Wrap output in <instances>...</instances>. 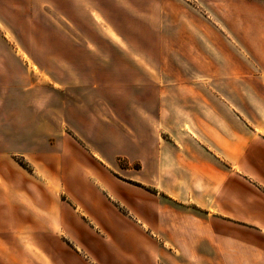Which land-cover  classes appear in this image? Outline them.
Returning a JSON list of instances; mask_svg holds the SVG:
<instances>
[{"label":"crops","instance_id":"crops-1","mask_svg":"<svg viewBox=\"0 0 264 264\" xmlns=\"http://www.w3.org/2000/svg\"><path fill=\"white\" fill-rule=\"evenodd\" d=\"M54 2L0 0V50L15 35L29 55L0 52L1 99L34 104L42 73L58 91ZM116 4L133 32L146 29V84L113 142L136 166L119 175L99 153L83 187L44 185L35 118L22 152L32 168L0 149V264H264V0ZM48 42L49 56L32 52Z\"/></svg>","mask_w":264,"mask_h":264},{"label":"rangeland","instance_id":"rangeland-1","mask_svg":"<svg viewBox=\"0 0 264 264\" xmlns=\"http://www.w3.org/2000/svg\"><path fill=\"white\" fill-rule=\"evenodd\" d=\"M54 1L58 4V91L45 87L50 73H42V81L35 83L34 104L20 96L0 98V106L12 109L11 113L0 114L1 127L6 132L10 128V137L5 138L0 128V149L8 146L14 160L28 170L32 168L30 156L22 152L29 154L33 148L28 138L35 131L28 128L36 118L42 123V134L37 140L42 160L36 164L44 185L83 187L82 176L102 168L94 160L99 153H109L113 162L108 168L126 175V169L136 164L118 153L113 142L117 134L130 133L121 117L130 114L126 108L131 95L146 84L142 76L147 69L146 29L141 35L133 32L134 22L121 12L116 0ZM8 36L10 44L5 43L8 46L0 50L1 55L7 57L11 52L29 61L15 35ZM41 36L45 46L49 37ZM28 38L33 45L35 37ZM42 46L36 43L32 52L49 56V42L47 49ZM155 54L162 57L161 50ZM30 63L38 73L31 59ZM30 105L40 107L43 113L33 115L22 110ZM11 184L14 185L13 180Z\"/></svg>","mask_w":264,"mask_h":264}]
</instances>
